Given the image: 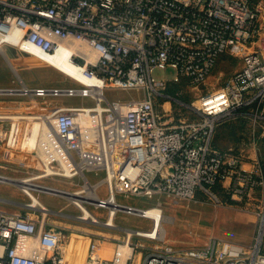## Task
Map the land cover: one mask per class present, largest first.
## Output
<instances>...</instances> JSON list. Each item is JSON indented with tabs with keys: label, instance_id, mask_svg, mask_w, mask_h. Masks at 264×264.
I'll return each instance as SVG.
<instances>
[{
	"label": "built area",
	"instance_id": "obj_1",
	"mask_svg": "<svg viewBox=\"0 0 264 264\" xmlns=\"http://www.w3.org/2000/svg\"><path fill=\"white\" fill-rule=\"evenodd\" d=\"M0 44L29 54L69 51V60L89 81L61 88L28 87L22 81L20 89L0 87V95H28L36 108L0 110L4 161L16 162L20 155L36 160L32 168L39 173L24 177L30 181L78 177L83 185H95L94 198L81 203L102 209L103 221L89 210L100 222L114 220L118 211L150 221L148 229L120 227L124 236L107 257L90 240L81 264H264V0H0ZM223 56L238 66L220 86L221 109L201 111L171 92L201 85ZM155 69H171L172 75L156 78ZM107 88L136 95L109 100ZM44 95L88 97L92 104L42 106L34 97ZM172 102L194 118L174 112ZM236 118L248 120L247 139L225 148L213 145L216 126ZM16 119L38 122L37 134L26 138L32 149L11 144L17 129L10 122ZM86 172L103 175L90 183ZM101 184L104 197L97 192ZM40 185L51 195L68 191ZM216 188L231 201L260 188L263 207L254 243L211 236L201 247L161 243L144 253L148 248L139 239L163 242L154 218L142 215L149 208L161 213L159 205L116 200L117 194L192 199L203 192L220 202ZM28 203L22 204L25 209L0 208V264H66L63 247L72 233L53 220L65 213ZM72 203L80 211L73 217L81 219V208Z\"/></svg>",
	"mask_w": 264,
	"mask_h": 264
},
{
	"label": "rangeland",
	"instance_id": "obj_2",
	"mask_svg": "<svg viewBox=\"0 0 264 264\" xmlns=\"http://www.w3.org/2000/svg\"><path fill=\"white\" fill-rule=\"evenodd\" d=\"M0 87H10L20 89L21 83L27 86L52 88V87H68L77 86V82L68 74L58 70L48 61L41 58L37 52L30 50V53L20 51L10 44H3L0 46ZM20 57L22 61L13 66L11 58ZM9 60L10 66L7 62ZM238 66L236 59L226 56L221 57L215 66L212 73L205 79V81L197 87H176L171 90L173 94L180 100H183L195 108L204 111L212 112L222 108L224 101L220 94V86L226 77L233 72ZM19 75L17 78L16 75ZM153 76L158 78L161 76H171L172 70L155 69ZM9 76L12 81L9 82ZM9 85V86H8ZM104 95L107 99H127L136 95L134 90H120L107 88L104 89ZM0 110L9 111L13 114L21 111L35 112L36 108L32 103V99L25 94H8L0 95ZM34 99L42 106L46 104L56 105H91L92 100L88 97L66 95H44L35 96ZM4 100V101H3ZM158 112L162 113L161 107H158ZM172 110L174 112H181L182 117L194 118V113L186 109H179L172 102ZM179 116V115H178ZM10 123L17 129L15 134V141L11 142L16 149H32V142L28 144L26 138L38 132V122L31 119H16ZM27 126V128H26ZM30 130V133H29ZM31 134V135H29ZM216 134H218L216 136ZM249 135V124L246 118H236L225 122H221L215 128L213 140L217 141V145L221 143H228V145H235L242 140H246ZM216 136V137H215ZM212 140V143H213ZM230 145V146H231ZM218 148H223V146ZM27 157V156H24ZM28 159H17L21 163ZM4 161L0 154V208L6 210L25 209L23 203L30 202L29 197L23 192L24 188L20 186V182L15 183L12 180L24 179V177L35 176L39 173L36 164L30 163V166L22 165L19 162ZM24 161V162H23ZM36 165V166H35ZM248 168V164L244 165ZM102 172L89 173L86 172L85 176L90 183H95L102 177ZM29 182L34 184H46L61 189H66L69 192L82 188L83 181L74 177L67 179L58 176L40 177L35 178ZM46 190H31L33 195L43 203L42 196H50L53 202L49 205V209L53 211L64 212L65 214L54 216L53 220L59 224L65 225L69 233H72L69 238L74 234L79 238L75 241L80 247L78 252L71 251V256H81L78 262L81 264L87 244L90 240H94L100 245L98 252L103 254V251L109 246V242H115L124 236V231L120 228H140L148 229L150 221L146 218L132 215L123 211H118L113 220L114 227L104 225L103 222L97 223L87 219H77L73 215L79 214L80 211L71 199L63 196L51 195L43 193ZM220 202H216L208 194L197 192L192 199H178L169 195H155L151 198L144 196L123 195L117 194L116 200L119 203L133 205L137 207H147L158 204L161 210V215L165 217L162 220V232L160 227V234H164L163 242H151L146 239H139L143 245L147 246V250L157 246L161 243H168L175 248H196L201 247L209 237H217L223 240L236 242L242 245H249L254 243L255 237L258 234V227L260 223V212L263 207V199L261 197L260 188L254 189L249 196L244 197L240 201H231L224 194H221L218 189H214ZM65 192V191H64ZM99 196L106 195L105 185L101 184L97 188ZM60 193V192H58ZM86 207L98 215L103 221L104 211L102 209H94L92 205ZM112 224V225H113ZM157 229L156 231H158ZM261 233V234H260ZM261 250L264 252V227L260 232ZM68 238V239H69ZM132 239L137 240L136 237ZM83 240V241H82ZM70 241V243H71ZM68 242V241H67ZM66 242V243H67ZM65 243V245H66ZM75 244V247L77 246ZM63 247L64 255L68 264H74L73 258L67 254V247ZM74 246V245H73Z\"/></svg>",
	"mask_w": 264,
	"mask_h": 264
},
{
	"label": "bare ground",
	"instance_id": "obj_3",
	"mask_svg": "<svg viewBox=\"0 0 264 264\" xmlns=\"http://www.w3.org/2000/svg\"><path fill=\"white\" fill-rule=\"evenodd\" d=\"M8 40H9V38H8ZM0 46H1V44H0ZM33 51L37 52V54L41 58H43L44 60L48 61L51 65H53L58 70H60L61 68L64 69V70H69L70 73H71V74H69V76L71 78H73L74 80H76L77 82H80V83H89L88 79L85 78V76H84V74L82 72L81 66H77L76 64L72 63L69 60V58H68L69 57L68 56L69 51H63L61 53H56L55 55H52V56H49L47 54H44V53H42V52H40L38 50H33ZM60 71H62V70H60ZM26 128H27V126H26ZM40 129L42 130V132L40 133V135L44 137L46 135V133H45V130L43 129V125H40ZM29 133H30V130H29ZM31 142H32V140H31ZM13 157H15V156H12L11 158L13 159ZM16 158L17 159H28V161L25 160V162H28V164H30V163L36 164V162L34 161V159L33 158H30V157H24L23 155H20V156L15 157L14 159H16ZM11 181H13L15 183L20 182V186L24 188V192L29 195L30 202L27 205L32 206V207H41L42 205H44L43 203H41L40 201H38V199L31 192V190H43L44 189L43 186L29 182V178H24V179H20V180H12L11 179ZM94 188H95V185L85 184V185L82 186L81 189H78V190H75V191H71V192H69V191H66V192L62 191L60 193H64L65 197H67L68 199H71V200L73 199L72 202L74 201L75 203H77V205L82 210L81 211V214H80V218L81 219H87L89 221H93V222L100 223V221H98L95 217H93V214H91V212L89 211V209H87L81 203L82 200H88V199L94 198V194H93ZM142 212L143 211H139L140 214ZM142 215L152 216L154 218V221L156 222L155 231L157 229H159L158 231H160V227H161V232H162V223L161 222H162V220L165 219V217L162 216L158 212V210H155V209H152V208L145 209V211L143 212ZM102 224L112 225L113 224L112 217L110 216ZM67 241L68 242L65 245V247H67V250H66L67 251V254L70 257L73 258L74 264H79L78 262L81 260V256H76V255H72L71 256V251H70L71 249L70 248H72L73 241H71L70 238ZM70 241H71V243H70ZM66 264H68L67 261H66Z\"/></svg>",
	"mask_w": 264,
	"mask_h": 264
},
{
	"label": "crops",
	"instance_id": "obj_4",
	"mask_svg": "<svg viewBox=\"0 0 264 264\" xmlns=\"http://www.w3.org/2000/svg\"><path fill=\"white\" fill-rule=\"evenodd\" d=\"M1 48V47H0ZM11 62H13L14 63V65L13 66H15V65H17L18 64V61L20 62V61H22L21 59H20V57H13V58H11V60H10ZM7 62H8V64H9V60H7ZM9 67L11 68V69H13L12 68V66H10V64H9ZM60 70H62L65 74H71L70 73V71L69 70H64V69H60ZM17 76V78H19L20 79V77H18L19 75L17 74L16 75ZM13 79H12V77H10L9 76V82L8 83H10L11 81H12ZM9 86V85H8ZM28 87H34V86H28ZM4 101V100H3ZM0 102H2V99L0 100ZM63 105H65V104H63ZM228 144H229V142H228ZM213 145H215V146H219V145H217L216 143H215V141L213 142ZM221 146V145H220ZM219 146V147H220ZM222 147V146H221ZM42 199H43V204L47 207H49V205H51V203L53 202L52 200H50V199H52L50 196H47V195H44V196H42ZM81 238V236L78 238L75 234L73 235V236H71V239L73 240V245H72V248H70L71 250L70 251H73V252H78L79 250V248L80 247H78L79 246V244H76L75 243V241L76 240H78L79 241V239ZM83 241V240H82ZM75 244L77 245L76 247H75ZM112 245H113V242H109V246H107V249L106 250H104L103 251V256H105V257H107V256H109L110 255V249H111V247H112Z\"/></svg>",
	"mask_w": 264,
	"mask_h": 264
},
{
	"label": "trees",
	"instance_id": "obj_5",
	"mask_svg": "<svg viewBox=\"0 0 264 264\" xmlns=\"http://www.w3.org/2000/svg\"><path fill=\"white\" fill-rule=\"evenodd\" d=\"M217 135H218V134H216V136H217ZM216 136H215V137H216ZM233 141H234V140H231L230 142H233ZM213 142H214V140H213ZM230 142H229V143H230ZM215 143L217 144V141H216V140H215ZM221 144H222L221 146H223V148H225V147H227V144H228V143H226V144H225V143H224V144L221 143ZM232 144H234V142H233ZM230 145H231V144H230ZM228 146H229V145H228Z\"/></svg>",
	"mask_w": 264,
	"mask_h": 264
}]
</instances>
